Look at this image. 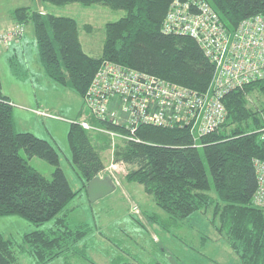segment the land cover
<instances>
[{"label":"trees","instance_id":"trees-1","mask_svg":"<svg viewBox=\"0 0 264 264\" xmlns=\"http://www.w3.org/2000/svg\"><path fill=\"white\" fill-rule=\"evenodd\" d=\"M40 1L57 6L74 2L84 6L102 4L125 11L119 19L106 23L102 53L93 56L83 49L74 17L27 6L12 10L16 23L33 22L45 76L70 87L82 98L104 59L200 92L210 87L215 64L198 42L188 35L162 31L172 0ZM207 1L230 32L244 19L264 14V0ZM16 56L14 50L8 55L9 66L13 75L21 79L28 74L21 70V61H12ZM254 94L262 97L255 106L249 98ZM223 101L228 113L218 129L197 135L188 126L141 125L136 130L138 140L117 142L115 161L129 166L126 180L142 184L163 210L164 215L144 211L148 224L154 228L157 224L170 233L188 221H198L200 215H208L211 210L209 223L237 255L238 264H264V208L253 203L257 187L254 160L264 159L260 133L264 127V79L227 92ZM13 105L3 92L0 77V216L15 214L36 225L52 219L54 222L48 229L25 232L20 244L0 232V264H16L19 253L29 254L36 264H47L59 257L64 258V264H97L85 242L91 232L89 224L71 221L67 206L81 190L87 191L90 179L103 173L106 166L101 153L112 146L109 135L83 128L79 119L71 121L67 134L70 161L82 182L75 190L60 166L54 145L29 130L17 128ZM88 120L117 130L123 128L92 115ZM22 149L28 157L37 156L53 165L51 176L33 167L20 154ZM133 219L145 227L135 215ZM200 238L203 245L210 239L204 233ZM161 241L157 243L165 251ZM115 245L123 248L117 242ZM150 255L149 264H164L153 252ZM116 258L118 261L113 259L112 263L126 264L123 254Z\"/></svg>","mask_w":264,"mask_h":264},{"label":"rangeland","instance_id":"rangeland-1","mask_svg":"<svg viewBox=\"0 0 264 264\" xmlns=\"http://www.w3.org/2000/svg\"><path fill=\"white\" fill-rule=\"evenodd\" d=\"M25 4H30L33 9L42 6L47 12L74 17L78 23L79 39L83 49L93 56H99L102 53L106 23L125 15L124 10L112 9L102 4L84 6L74 2L57 6L39 0L32 2L0 0V14L11 15L10 7ZM23 37V42L26 44L16 48L18 56L12 59V61H21V67H24V61H29V65H32L34 61H39L32 21L28 22L24 35L14 44L21 42ZM0 53V76L3 91L15 100H13V114L15 120H18V129L29 130L38 137L49 140L59 153L60 166L67 175L72 188L79 189L82 182L70 161L71 149L67 134L73 119L84 117L88 120L90 116L84 97L79 96L70 87L50 80L40 71H37L39 75L35 77L27 75L23 76V80H17L9 68L6 51L0 50ZM36 67L40 68L39 62H36ZM249 98L254 106L260 104L262 100V97L257 94L250 95ZM37 101L43 105L41 108L50 110L60 118H42L36 115L33 109L37 108ZM90 133L95 134L92 131ZM100 139L103 140V136L100 135ZM117 145L118 143H112L109 149L102 151L106 167L103 173L98 175L100 177L109 175L116 189L93 202L87 191L81 190L67 206L71 221H83L89 224L91 232L85 242L88 244L90 255L97 264H114L112 260L118 261L116 258L118 254H123L126 264H149L152 262L150 252H153L154 257L164 264L175 262L177 264H238L237 255L210 225L208 217L211 216V210L208 215H200L198 221H188L185 226L172 229L170 233L162 231L157 224L155 228L148 224L143 214L144 211H157L163 215L164 212L155 204L153 197L145 192L142 184L126 180L129 166L122 161H115ZM20 154L42 174L47 177L51 176L55 167L46 160L37 156L30 158L23 149ZM134 206L138 208V212L133 209ZM133 215L140 219L145 227L137 223ZM53 222L54 219L36 225L19 215H5L0 216V232L16 244H20L25 232L48 229ZM202 233L210 238L204 245L200 238ZM160 239L162 245L165 246V251H161L162 247L157 243ZM116 242L123 248H118L115 245ZM129 251L140 257L133 258ZM16 264H36V262L29 254L19 253ZM47 264H64V258H56Z\"/></svg>","mask_w":264,"mask_h":264},{"label":"built area","instance_id":"built-area-1","mask_svg":"<svg viewBox=\"0 0 264 264\" xmlns=\"http://www.w3.org/2000/svg\"><path fill=\"white\" fill-rule=\"evenodd\" d=\"M25 25L16 23L0 30V48L17 42ZM162 31L194 38L215 64L210 87L200 92L155 74L104 59L85 94V105L96 119L122 129L93 124L79 125L109 135L113 144L138 140L141 125L188 126L203 135L218 129L227 117L224 96L252 80L264 79V14L244 19L230 32L207 0H172ZM33 111L45 118H60L45 108ZM264 139V127L260 129ZM257 187L253 203L264 208V159L254 160ZM133 209L138 212L136 206Z\"/></svg>","mask_w":264,"mask_h":264},{"label":"crops","instance_id":"crops-1","mask_svg":"<svg viewBox=\"0 0 264 264\" xmlns=\"http://www.w3.org/2000/svg\"><path fill=\"white\" fill-rule=\"evenodd\" d=\"M29 2H32V1H35V0H28ZM40 1V0H39ZM21 6H27V7H30V4H25V5H21ZM15 7H17V6H15ZM15 7H13V8H15ZM13 8L12 7H10L9 8V10L10 9H12L13 10ZM31 8V7H30ZM36 9H38V10H44L45 12H47V10H45V8H43L42 6H39L38 8H36ZM12 13V12H11ZM14 24H16V21H14L13 20V18H12V14L10 15H8V16H4V15H1L0 14V30H2V29H5V28H7V27H9V26H11V25H14ZM26 26V25H25ZM23 40H24V37H23V39L21 40V42H19V43H17V44H12V45H10L9 47H3V48H0V50L2 51V50H5L6 51V53H7V59H8V55L9 54H11L12 52H13V50L14 51H16V48L17 47H23V45L24 44H26V42H23ZM27 44H29V42H27ZM16 52H18V51H16ZM1 54V53H0ZM36 62H39V61H34V62H32V65H29V61H24V67H21L22 69L21 70H23L25 73H27L29 76H32V77H35V76H37V75H39V73L37 72V71H40V72H42L41 74H44L43 73V69H42V67H41V65H40V68L39 67H36ZM22 63V62H21ZM40 64V63H39ZM8 65H9V61H8ZM9 68H10V66H9ZM39 68V69H38ZM11 70V69H10ZM12 72V71H11ZM12 75H13V73H12ZM27 76V75H26ZM1 77V76H0ZM14 78H16L17 80L19 79V78H17V77H14ZM22 80H23V78H21ZM20 79V80H21ZM24 79H26V78H24ZM3 86V85H2ZM4 92V91H3ZM5 95H7V96H9L8 94H6V93H4ZM10 97V96H9ZM10 99H11V101L13 102V98H11L10 97ZM15 101V100H14ZM36 105H37V108L38 107H43V105L41 104V102H39V101H37L36 102ZM35 113V112H34ZM37 115V114H36ZM39 116V115H38ZM16 121V126H18L19 124H18V120L16 119L15 120ZM17 128H19V127H17ZM20 129H23V128H20Z\"/></svg>","mask_w":264,"mask_h":264},{"label":"water","instance_id":"water-1","mask_svg":"<svg viewBox=\"0 0 264 264\" xmlns=\"http://www.w3.org/2000/svg\"><path fill=\"white\" fill-rule=\"evenodd\" d=\"M87 193L93 202L102 198L116 189L112 178L109 175L104 177L95 176L87 182Z\"/></svg>","mask_w":264,"mask_h":264}]
</instances>
